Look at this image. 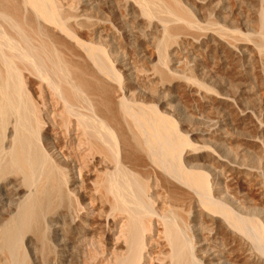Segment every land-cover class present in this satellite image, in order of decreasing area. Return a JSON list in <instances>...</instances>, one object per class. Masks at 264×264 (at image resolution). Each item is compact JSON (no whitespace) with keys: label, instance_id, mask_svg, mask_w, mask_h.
<instances>
[{"label":"bare ground","instance_id":"obj_1","mask_svg":"<svg viewBox=\"0 0 264 264\" xmlns=\"http://www.w3.org/2000/svg\"><path fill=\"white\" fill-rule=\"evenodd\" d=\"M114 1L0 0V264H264V0Z\"/></svg>","mask_w":264,"mask_h":264},{"label":"rangeland","instance_id":"obj_2","mask_svg":"<svg viewBox=\"0 0 264 264\" xmlns=\"http://www.w3.org/2000/svg\"><path fill=\"white\" fill-rule=\"evenodd\" d=\"M82 1L83 0H74V3L76 4V5H78V7H83V4H82ZM103 2L102 3H100V4H98V3H96L95 1H93L92 0V2L91 3H89L88 5H87V7H85V9H86V13H87V15L89 16V17H87V18H89V19H93V18H100V19H104L105 21H107L108 22V24L110 25V26H113L117 31H118V33L120 34V36H121V38H122V40L124 41V39H123V37H122V34H121V31H122V29H121V27H120V25H119V20H118V17H117V15L115 14V5H114V3H113V1L114 0H102ZM115 2V1H114ZM229 2H230V4H229V6H231L230 7V9H232V7H233V11H235L234 9H235V0H229ZM190 11H191V13L195 16L196 14L194 13V11L192 10V9H190ZM234 15H236L235 17H236V19L238 20L239 19V14H237L236 12H234ZM237 16H239V17H237ZM196 17V16H195ZM197 18V17H196ZM85 35V36H84ZM83 36H82V38L83 39H85V40H87L86 39V36L88 35L86 32H85V34H84ZM137 56H139L140 58H139V63L141 64L142 63V65H144V63L146 62L145 60H146V55H145V53H141V54H139V55H137ZM142 56V57H141ZM167 56V55H166ZM166 56H165V60L164 61H167V62H169L170 60H169V58L167 57V59H166ZM142 61V62H141ZM145 61V62H144ZM116 67V71L118 70V73L123 77V76H125V73L123 72L124 70L123 69H121L122 67L118 64V62H116V65H115ZM121 67V68H120ZM28 88H29V85H28ZM30 90H31V92H32V95L34 96V98H36L35 97V90L30 86V88H29ZM37 100V99H36ZM39 103V102H38ZM87 200V199H86ZM86 200H83L82 198L80 199H78L77 201L80 203V204H83V203H86L87 201ZM85 201V202H84ZM5 203H8V201L6 200L5 201ZM103 222V221H102ZM3 223V222H2ZM2 224H0V226H1ZM105 225V224H104ZM26 244V242L24 241V246H25V248H27V246L25 245ZM27 250V249H26ZM27 252L29 253V251L27 250ZM30 262H32V260H31V257H30ZM33 264V263H32Z\"/></svg>","mask_w":264,"mask_h":264}]
</instances>
